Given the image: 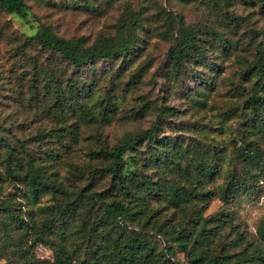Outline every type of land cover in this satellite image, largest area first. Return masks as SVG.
Instances as JSON below:
<instances>
[{
    "label": "rangeland",
    "instance_id": "374dc122",
    "mask_svg": "<svg viewBox=\"0 0 264 264\" xmlns=\"http://www.w3.org/2000/svg\"><path fill=\"white\" fill-rule=\"evenodd\" d=\"M25 2L24 15L0 6V170L13 151L23 170L33 166L61 184L33 196L3 181L2 195L15 194L24 216L48 233L49 241L33 243L29 256L52 261L63 245L71 264L95 255L122 264L118 254L128 249L117 240L120 234L147 242L148 257L137 264H192L198 255L234 264L246 248L257 254L255 245L264 253L257 233L264 218V103L247 99L255 91L264 94L252 74L257 53H264V0ZM131 13L138 18L130 50L84 67L34 37L42 23L90 44L115 35ZM184 31L192 32L193 44L177 63L174 50ZM110 104L112 111H104ZM154 124V136L167 139L178 155L160 153L154 137L141 138L137 149L123 153L124 170L135 172L129 184L134 194L119 193L107 160H97L92 149ZM151 154L158 159L148 161ZM211 156L220 170L196 181L197 165ZM189 167L190 175L184 171ZM234 177L238 185L228 191L226 182ZM142 178L151 180V188ZM171 183L215 194L206 206L197 197L175 203L161 189ZM92 191L101 199H91ZM112 198L128 207L121 222L105 210ZM67 204L71 211L62 209ZM197 217L214 220L201 231Z\"/></svg>",
    "mask_w": 264,
    "mask_h": 264
},
{
    "label": "trees",
    "instance_id": "16d2710c",
    "mask_svg": "<svg viewBox=\"0 0 264 264\" xmlns=\"http://www.w3.org/2000/svg\"><path fill=\"white\" fill-rule=\"evenodd\" d=\"M0 6L8 12H14L16 14L24 15V9L26 7L25 0H0ZM133 13L128 16L127 19L122 20L118 32L112 36L101 37L98 40L93 41L90 44H84L81 39L65 38L57 35L51 30V26L38 24V28L34 34L36 40L44 47L50 48L60 54L61 57L69 61L75 67H84L89 62L95 59H104L114 57L120 54H125L133 46L137 34L134 31V25L137 18H133ZM133 18V20H132ZM193 44V34L190 31H184L181 37L178 39L177 47L174 50L176 62L179 63L181 58L188 56ZM252 74L255 76V81L264 85V53L258 52L255 62L252 64ZM79 90V87L76 86ZM248 101L264 103V94H259L256 91L247 97ZM264 106V105H263ZM113 105H105L104 111H112ZM107 112H104V114ZM261 125H264V109L262 111ZM156 125L141 131L137 136L121 139L119 142H115L110 147L102 146L97 151L92 149V156L96 157L99 161L107 160V171L110 173L111 184L119 191V193L130 195L133 192L130 187V183L135 182V172L125 171V163L123 159V153L127 149H137L139 140L144 137L152 138L158 142L161 152H171L173 156H177V149L174 146H170L167 139H159L154 136ZM168 147V148H165ZM15 159L13 160V158ZM156 154H151L148 161L153 162L157 160ZM15 161V163H13ZM169 164L176 163L174 160H169ZM23 162L18 156L11 151L8 155L6 164L2 170H0V259L7 260L10 264H71L72 255L71 251H68L65 246H61L54 255L53 260H48L39 257H30L31 245L36 242L47 243L49 241L46 228L35 224V220L31 217L27 218L21 212L24 202L22 200H16L15 194L10 196H4L3 194V181L9 180L23 190L26 195L29 193L33 196H37L39 192L45 189H53L57 191L61 189V184H57L55 181H51L46 178L37 168L28 166L23 170ZM199 174L196 181H200L202 177L206 178L213 173H217L220 170V163L213 156L208 159H204L203 163L197 165ZM186 174L190 175L192 167L184 170ZM235 179V180H234ZM226 182V188L228 191L233 190L238 185V179L234 177ZM143 183L148 188H151V180L149 178H142ZM141 181V183H142ZM236 181V182H235ZM134 186H138L135 184ZM162 191L165 192L168 197L175 203L180 201H187L192 197L203 201V206H206L209 199L215 194L212 189L191 190L176 183L162 185ZM117 193V194H119ZM134 194V192H133ZM222 199H225V195H220ZM91 199H101V193L98 191H92L90 195ZM105 210L109 216H113L114 219L121 222L122 215L128 211V207L123 204L121 199L112 198L109 202L105 201ZM62 209H68L71 211L73 207L67 204ZM62 213L64 211L60 210ZM225 221L224 217H221ZM210 217L200 218L197 217L196 221L201 223L200 230H205V224L213 221ZM53 223V222H52ZM45 224V223H44ZM45 225H51L45 224ZM211 229V228H210ZM209 230V229H208ZM88 233V230L86 231ZM258 237L264 241V218L260 221L257 228ZM206 238V234L203 233ZM181 233L178 232L175 239H180ZM103 240V239H102ZM121 242L124 241V246L128 249V253L118 254V260L122 264H137L140 262V258L148 257V244L145 240L138 237H124L123 234L119 235ZM103 242V241H102ZM180 245H183L180 242ZM100 248V246H99ZM254 249H257V254L253 250H245V257L235 260L234 264H258L259 260L264 259V253L260 246L255 245ZM168 258H170L168 256ZM207 259V262L205 261ZM82 264H118L111 263L108 260H101L98 256H93L88 259H82ZM192 264H217L215 257L196 256L191 262Z\"/></svg>",
    "mask_w": 264,
    "mask_h": 264
}]
</instances>
